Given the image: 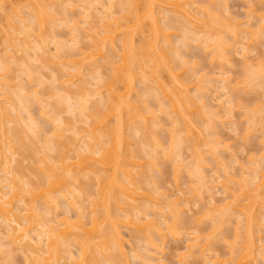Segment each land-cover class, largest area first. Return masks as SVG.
<instances>
[{"label": "bare ground", "instance_id": "6f19581e", "mask_svg": "<svg viewBox=\"0 0 264 264\" xmlns=\"http://www.w3.org/2000/svg\"><path fill=\"white\" fill-rule=\"evenodd\" d=\"M28 1H29V4L28 3L27 4L30 5L33 2V5L35 6L34 8L36 9L35 12H33V14L29 13V15L31 14L33 15V16H30L32 18L30 19V17H28V20H27L26 16H24L21 10L22 13H20V11L19 13L17 12L18 16L22 15L25 18L21 17V19L20 18L16 19V22L18 23L16 24L15 20L12 19L11 17L12 15L10 16L9 13H4V12H9L8 10L10 9L6 7H9L10 4L14 5L15 4L14 1H10V4L8 5L7 3L9 2V0H0V10L2 8L4 9L3 10L4 12L3 13L0 12V15L6 14V16L4 17H7V19L9 20V22L8 21L7 22H8V26L10 27V28H5L6 34L3 33L4 35L2 37L6 35V37L3 38V44L4 42H6V44L8 45L10 46L12 45V47L9 46L8 48H12V49L14 48V50H16L17 53L20 50L23 52V55L18 59L20 60V63H19L20 71L22 72V74L30 77L29 80L33 79L34 77H38L40 79L39 86L42 83L44 84V82L48 83L53 80L50 79V81L48 82L46 81L43 82L41 79L42 78L41 76H43L42 73L40 74V72L35 70L36 72H38L39 76L41 75L39 77L38 75L35 74V71L33 69L31 70L30 66H33V63L35 64L36 62L32 63L31 59H33L34 56H32L33 58H30L31 52L29 51L32 49L38 48L40 49V51L45 52L44 47L46 46L47 41L52 40L51 41L52 43L53 40L57 38L55 36L56 34H54L55 25H53V24H56L55 20L57 18H60V20L62 22H65L66 24L73 22V27L71 30L72 32H70L71 37L69 38V40L67 39L61 40V42L59 41L60 45H57V47L61 46L59 47L61 50H64V48L67 47L70 51L67 50L68 52H65L66 51L65 49V51H63L65 53L60 54V55L56 54L55 56L52 55L51 57L54 59L53 62H55L53 65L56 64L57 66L60 67V68L57 67V70L59 71L56 70V72L52 73V75L55 77L56 75H58L57 77L59 79H57V77L56 79L55 77L52 79L56 80V81H53L54 84L58 82L59 84L61 83L62 88L61 86L58 85L60 90L52 86L53 90H55L56 92L51 91L50 89H48L47 85L44 84L48 90L45 89V92L44 91L43 92L44 93L49 92L48 93L49 95H47L46 97H42L41 94H39L40 91L38 92V90L36 89L37 86L34 88V90L30 89V91H34L33 92L34 94H33V93L28 92L26 85H21L20 84L21 82L19 83L21 85V88L16 89L17 86H12L13 83L12 85H10L11 82L9 83V81L5 82L7 85H4L5 88L7 87V89H5L3 85L1 86L3 90H1L0 88L1 92H3L5 101L9 103L8 105L5 102L7 104L6 106L8 107L11 106L12 108L10 109V108H7L5 105H3L2 102L4 101H3V98L1 97L2 100L0 99V130L2 131V133L4 132V135H5V143H4L5 151L0 150V173L7 174L9 176L11 175L10 176L11 178H4V179L0 178V219H3V221H7L4 223H7L6 225L8 226L7 227L8 229L6 232L8 235L6 234V236H4L3 233H0V248L7 243L9 244L8 241H11L14 247L17 246L19 247V249H21L22 251L25 250L26 252L31 251V253L29 252L28 253L30 257L32 255L33 261L36 262L37 264H62L60 260L66 259L64 258L66 256L70 258L69 255L74 257L73 260L72 258L70 259L72 263L71 261H69L71 264H116L117 262H119L118 264H130L129 259H133V258H131L132 256H130L132 254H130L129 255L130 258H128L127 249L125 248L126 246L125 242H127L128 240L126 241V238H125L126 236L123 232V228H121V225H123L122 227L128 226V227L135 228L134 229L136 230L135 232L133 230L131 231L132 241L135 240L136 243L138 241H141L139 243H142V245L146 243L145 248L147 247V249L144 248L145 250H147L146 253L144 252L146 255H142L145 258H142L141 256H139V253L135 251L138 257L143 259V260L140 259L142 263L145 264L144 261L151 262L148 259L151 258L150 260H152V257L153 256L155 257L157 253L158 254L160 253V255L155 257L154 260L155 261L163 260L160 258V256H161V253L164 252L163 248L165 247V243L167 241L168 235H173V237L177 236L176 234L179 232V230L178 229L176 230L177 228L176 225L178 224V222L180 223V221H182L183 217H181V215L183 214L184 210L177 209L176 207L172 208L173 205L172 206L170 205L172 203H169L168 201L163 200L165 202L164 204L162 202V199L160 200L162 194L159 193V191L156 193L158 189L157 186H156V189H155V186H153L154 189L151 187L152 176L150 175V171L148 170L144 173L145 170L142 169L143 168L142 166L146 164L144 163L143 165V160H145V158L148 159V157L149 158L151 157L149 159L150 165L152 167L156 166L157 162L155 159H159V157H157L159 156V153H158L159 149H161V152L164 153L165 155L164 158L166 157L167 159H172V157L174 156V159L175 157H177L180 160L182 156L181 148L183 147L184 143L186 144L188 143L184 140L185 138L186 140L189 139L187 141L191 143L190 144L188 143L187 145L191 146L189 147V150L190 148L192 149V147L194 148L192 151V154L195 153L193 156V158L195 159L194 161H196L195 164L198 161L200 162L202 161L201 162L202 164L199 162V165H197L198 167L196 166L197 168L194 167L195 166L194 164H193L194 166L191 167V170H188L187 168L189 167L187 166H186L187 168H185L187 169L186 170L187 172L191 173V175L189 174L188 175L192 179L198 178L196 179L198 180L197 183L203 185V186H199V184H195V185L192 184L194 186H191V187H195L193 189L191 188L193 190L192 192L196 191L198 193V190L200 188L196 189V187H201V189H205L206 193L208 194L210 193L209 195H211L214 187H212L213 185H210V184L220 182L219 181L221 179L220 170L223 169L225 171L224 168L226 167L220 165V162L218 161L221 158V157L219 158L220 155H217V157H215L216 154L214 155L215 153L214 151H219L220 146H216L217 149L213 148L215 147L216 144L214 145L212 143L213 145L211 146L213 149H211L210 143H208L209 144L208 145L206 144L207 143L206 142L205 145L208 146V149L214 150V151H211V150L209 151L213 152L212 157L215 158L214 160H217L216 162L217 166L213 168L214 169L213 172L217 178L213 180V178H211L210 175L206 176L202 172L201 167L203 166V163L205 162V160L203 161V154L200 153V151L202 150H199V149H201L202 147L200 148V146H203L204 144L202 145L200 143L201 140L198 142L199 139H197V136H196V139L189 138V137L192 133L195 132V129H197L199 132L197 134L200 135L202 138V135L200 133L202 129H204V131L208 130V128H206L208 127V125L206 127L205 125H203L204 119L200 120L202 118L200 116L202 115L199 116L200 118L197 117V115L199 114L198 110L200 111V109L196 110L195 109L196 107L194 108V106H198L199 104L200 107L198 106V108H201L202 110L201 112H206V113L200 112V114H203V118L205 117L206 114L208 116V112H209L211 119L215 121L216 120L224 121L223 117L225 118L228 117L231 111H233V107H234V105H232L233 107L229 105V104H232V101L234 104V100L232 99L231 101L230 97H228L230 100L227 99L225 102L223 99H220L219 103L222 104V107L225 108L224 104H228L227 109H224V108L222 109L221 107V110H219L220 112L222 110H225L226 112L224 114H226L228 111V115L226 114V115L221 116V114L224 111H222L220 114H219L218 109H215V111L213 109L212 111L211 109L212 107L208 105L207 101L206 102L204 101V97H201L202 99L199 98L201 94L196 93V91L198 92L201 91L202 86L200 85V83L198 85L195 84L194 87L189 86V83L191 81L189 82L188 80L190 79L188 78L190 77L185 75L186 79H183L185 78L184 74H183L184 77L181 76L180 74L181 71H179L178 68L183 66L185 63L187 64H185L184 66H186L185 68H187L188 62L187 61L185 62L184 57H182V55L179 56L180 54H178L179 53L178 50L180 48L178 46L177 47L175 46L176 50L173 49L172 42L170 40V38H172L173 36L172 37L170 36L173 35V32L177 30L178 27L180 28L183 27L181 28L182 31L180 32L182 34V35L180 34L182 37L181 38L182 41L178 40V42H183L184 46L186 45L188 48L187 41H188V38L190 37L188 33L195 31L194 33H191V34L196 35V36L193 35L194 37L193 40L197 41L196 43H199L198 46L202 44L203 46L201 48H204L205 51L211 50L212 53L210 57H212L213 59H222L221 62L225 61L227 62V64H229L232 61V59H231L230 54L228 53L233 48L237 50L236 47L238 46L236 45L238 44V40L236 37H239L240 34L244 32L243 30L241 31L239 28V26H241V22L240 23L237 22L238 23L237 28L233 25V23L237 21L236 18H234V22L232 23V25L228 24L230 23L229 18H228L230 14L228 12L229 15L227 13H225L224 15L223 12H220L218 8H214L216 7L217 1H215L216 4L215 3L212 4L213 6L215 5L214 7H212L213 10H211L210 6L205 7V9L203 8L204 10H206L205 12H207L206 18H195V20H191L189 17L192 16L191 14L192 10L196 11L195 10L196 7L194 8L195 6L194 4L196 3L195 2L196 0L195 1L194 0H187V1L183 0L182 3L185 2L183 4H181V0H177L172 3L175 5V8H176L173 10H170V8H168L169 5L166 4L167 3L166 1L168 0H165L166 2L164 3L165 5H163V2H159L163 6L162 5H161L162 7L158 6L160 8L157 9V11H156V7L153 6L156 3V1L154 0H147L145 2H142L143 0L142 1L141 0H114L116 4L113 3L112 0H107V1H104V3L107 2L105 3L104 7L102 5L104 4L102 3V0H87L84 3L89 2L90 5L89 4L88 5L90 7L96 6L95 4H92L94 3V1L96 4L98 2V4H100L103 9L105 8V12L106 11L111 12V9H113L114 6L120 5L121 9L118 8L120 11L119 15L120 14L122 15L121 18L118 17L120 20L116 18L117 16L116 17L114 16L115 18L113 17L112 19L113 22H112V20H110L112 18L111 14H106L109 12H106V13L104 12L107 15V17H105L107 18L106 20L110 21V22H107V21L103 22L105 18L99 16L101 17V19H104L102 21L103 23L105 24L109 23L106 26L105 24L102 23L103 27L102 26L101 27L104 29L99 28V27H97L98 29H96L94 26H97V25H95L94 23L93 25L87 20H85V22L82 21L85 24H87L86 22H89V24L93 26L92 28H94V29L91 28L92 33L88 35L89 36L88 37L87 35H84V34H82L84 36L79 35V31L81 33V26H80L81 23L79 22L80 25H78V22H77L79 20H76V21H74V19L70 20L71 18L69 19V17H66L67 15L66 12L62 16V18L59 17V15L55 14V12L53 13V5L55 4L54 0H47L46 1L47 4L44 3L45 0H42L40 8L37 7V4H36L37 1L36 2L31 1V0H28ZM62 1L66 2L64 0ZM67 1L72 4L73 2L78 1V0H75V1L67 0ZM79 1H85V0H79ZM225 1L226 0H224V2L223 0L222 1L218 0V4L224 3L225 5L227 2ZM48 2L50 3V6ZM63 2L61 3L63 4ZM152 2H155V3H152ZM213 2L214 0L211 3ZM4 3H6L7 5H5ZM78 3L75 4L74 6L78 5ZM159 3H157L156 5H158ZM168 3H170V1ZM2 4H4L3 5L4 7H2ZM51 4H52V8H50ZM184 4H186L187 6H190L191 8L187 6L182 7V5ZM170 6L174 8V6L171 5V3H170ZM219 6H222V4ZM13 7L14 6L11 7L12 11L13 10L16 11L21 6L20 7L17 6L19 8H17L16 6L15 8ZM47 7L50 8L49 11L47 10ZM166 7L169 9L168 11L171 14H169L168 12V15L170 16L167 15V17L169 18L164 17V21H162L163 20L162 19L161 20L162 23H161L159 19L160 17L158 15L164 12L163 16H165L167 10H162V11H158V10H161V8L166 9ZM198 8H200V6ZM223 8L225 10L226 6ZM57 12L60 14L59 10L56 11V13ZM197 12L199 11H196V15L193 13L194 17L198 16ZM98 13L101 14L100 12ZM112 13L114 14V12ZM219 13L223 14L224 17H227L228 20H224V18L223 20H221L222 15H220ZM179 15L180 16L182 15V17H180L181 19L179 18ZM258 15H260L259 21H262V20L264 21V15L262 14H258ZM108 17L110 19H108ZM81 19L84 20L83 18ZM182 19L184 21L186 20L185 23L183 22V24L181 22L183 21ZM175 23H178L179 26H176ZM180 23L182 24V26L180 25ZM188 24H191L190 26L191 28L188 27L189 26ZM197 24H200V25H197ZM258 24H260V22ZM226 25L229 26L226 28L228 32L225 29L227 33H225V31L222 30V28H224V26ZM192 27L196 30H193ZM174 28L176 29L174 30ZM263 28H264V25H263ZM10 29L12 31H9ZM87 30H90V29H87ZM170 30L173 32H171ZM185 30H188V31L190 30V31L186 32ZM196 31H198L197 34H196ZM2 32L4 31L2 30ZM117 33L119 34L121 33L120 36H118ZM249 33L251 34V31H249ZM223 34L232 35V37L230 36V39L228 41L226 40L227 36L224 37ZM260 34H263V33L261 32ZM19 35H22V36H19ZM78 35L80 36V38L87 37L86 39H89L90 43L88 42L89 43L88 45L83 44L84 42H87L88 40L82 41ZM136 35H139L138 40L136 39L137 38ZM199 35H202V37ZM255 35L256 37H258V32L253 33L252 38ZM117 38L120 40L118 41ZM232 38L236 40L233 41ZM32 39L33 41H31ZM59 39H57V41ZM193 40L191 39V41ZM68 41H71L70 45L66 44ZM79 41L83 42V43L80 42L81 44L80 48H78ZM56 44H58V42H56ZM178 44H181V43H178ZM224 46L226 47V50L229 49V51H227L226 53H225ZM55 49H56V46H55ZM60 49L58 53L61 51ZM74 49H76L77 51ZM204 49H203V52H205ZM71 50L72 51L74 50L75 52L71 53ZM11 51L13 50L8 51L7 54H9L10 58L16 61L15 58L17 57V55H15L14 57L13 53H9ZM38 53L39 52H36L35 54L38 55ZM55 53H57V51ZM108 53H111L112 55L110 54L109 56H111V59L116 60V61L113 62L112 60H109ZM171 54H173V57L178 56V58H181L180 62H182L183 64L181 66L174 67L173 62L177 64H180V63L178 62L179 60L178 58H177L178 59L177 61H175V59H173L172 61ZM1 55H0V71L3 72V75L1 76L2 78L1 81L2 83H4L3 81L4 73L7 74L11 65L9 67L7 63H5V61H7L5 60V56H1ZM244 55H245L244 57L247 58L246 53H244ZM114 56L116 58H114ZM46 58L49 59V61L47 62L50 63V59H51L50 56ZM12 59L10 63L13 62ZM38 59L39 58L37 56V60L35 59L33 60L38 61ZM102 59L104 60L106 59V62L103 61L102 63ZM53 62L51 61V64ZM98 62L102 64L101 65L102 67L99 66L98 67L99 70L96 68L97 66L96 67L94 66V68L98 70L99 75H102L100 74V70L102 68H105L106 70H108V72L105 73L106 75L104 74L105 75L104 78L101 76L95 77L94 80L96 79V82L94 85L95 87H93L92 85L94 83L92 82L94 81L90 82L89 79L85 77L86 75L85 73L87 72H84L86 71L84 69L86 66H92L94 64L98 65ZM244 62L246 63V64L244 63L245 66L246 65L248 66L246 70L247 77L245 80L247 86L249 83L254 82L256 81L257 78H259L260 72L262 73V74L260 73L261 78L264 79L262 77L264 76V72H263L264 65H262L264 64L263 61L258 62V64L256 65V67L259 66V68L257 69L258 71H256V69L254 70L252 69L253 65L251 64V62L249 63L248 59L245 60ZM43 64L44 63H41L42 65L41 67L48 66V64L46 66H44ZM106 65H109V66L107 67ZM50 67H52V65H50ZM261 67H263V69ZM62 70H64L65 72H62ZM59 72H62V73L59 74ZM87 74H88L87 76L91 80L92 78L90 76L92 73L89 74L88 72ZM255 74H258V75L254 76ZM52 75L50 76L53 77ZM26 76L25 78H27ZM252 76L254 77L252 78L253 81H251ZM206 78L211 79L208 76H206ZM208 79H206V81L210 83V80ZM58 80H60L61 82ZM78 81L80 82L79 84H77ZM200 81L201 79L199 80V82ZM30 82L31 80L29 81V83ZM137 82H140L142 86L144 84L143 86L144 91H142V89L137 88L138 87L136 85ZM216 82H217V79H216ZM222 82H224L223 88L227 89L228 87V90H230L229 91L230 93L231 91H233L232 89L236 88L238 85V84L233 85L234 86L233 88L230 85L231 83H229L231 82V80L230 79L228 80L226 78H224ZM191 83L190 85H192ZM203 87L207 88V84L206 86H203ZM16 90H20L18 91L21 94L20 96L19 94L13 93ZM138 90H141L143 93L139 92ZM203 90H205V88L202 89V91ZM137 91L140 93V95L143 94L141 95L142 99H139L140 96L137 97V94H139ZM152 91L155 94H153ZM192 91H194L195 93ZM28 93H30L31 95ZM145 94H147V97L148 96L153 97L154 95H156L155 96L156 98L153 97L156 100L159 99L158 98L159 96L161 98L160 101L159 100L156 101L158 103L160 102L159 103L160 105L157 103L158 104L157 106H159V109H160L158 110L164 115L166 113V116L168 115L167 117L171 120L170 123H172L171 125L172 127L167 129L168 133L170 132L169 133L170 141H168V145H169L168 147L166 146L165 148L164 147L162 148L163 142L160 139H158L156 136L157 135L156 130H158V127L160 128L163 126L162 129H166V128L163 124H161V121L158 118H156L158 116L154 117V115L150 113V111L154 109L151 108L152 106L147 107L149 105L148 103H145L147 100V97L145 98ZM16 95L18 98L15 97ZM33 95L37 97L36 99L37 101L36 100L35 101L36 102L39 101V103H41V105L39 106V109L40 107L42 108L40 110V112L42 111V114H43L42 117H48V118L54 119L53 125L55 129L54 131H51V133L55 132V134L52 133L53 135H49L47 134L48 132L45 133L44 130H43L44 132L41 131L42 124L41 122L37 121L39 119L34 118L35 117V115H33L34 112L32 110L31 111L33 113L30 111L29 109L30 106L28 105L30 104L28 103L29 102L28 98L31 96L35 97ZM38 95L41 97H39ZM13 96L14 98H12ZM43 98H45L44 99L45 101H49L50 100L49 98L53 100L51 103H45ZM198 98H199V101L197 100ZM238 104H241V102ZM261 107L263 106L258 107L259 109H257L256 112L251 113L253 114L252 116H254V117L251 116L252 119H254L253 121L251 118L247 120L250 124L249 126L253 127V128L249 126L246 127L248 128L250 132L252 129H254V125L258 126V124H261L262 121L264 120L263 118L264 116H261L262 113L264 112V108L262 109ZM48 108L50 109L48 110ZM9 109L12 112H9ZM195 110L198 113H196ZM47 111L49 113H47ZM247 111L249 110L245 108L246 113H248ZM68 112H69L68 115L70 116H66L68 118H64L65 115L63 117V114H66ZM156 112H154L155 115L157 114ZM50 113L53 114L54 117L53 116L49 117ZM148 113H150V115L152 114L151 117H148L149 116ZM195 113H196V116L194 117ZM255 114H258L259 118H256L257 116ZM260 117L263 119L260 120L261 119ZM15 118H17L16 120H18L22 128L21 129L7 128L6 126L11 124L13 122L12 120H14ZM258 119L259 121H257ZM156 120H158L157 123H156ZM42 121L44 122V119ZM255 121H257V123H255ZM14 124L16 123L14 122ZM159 124H161V126H159ZM18 125L16 126L18 127ZM202 125L204 128L201 129ZM25 128H27L28 131ZM180 128H183L186 131L184 139L181 136L184 133L182 132L183 129L181 130ZM143 130L148 131V133L151 132L150 133L151 135L146 133L149 136V138L147 136V140H149L150 138H153V139H150L152 141L150 140L148 141L150 143L144 142L145 141L144 138H146V136L143 133ZM68 132L71 135H73V137L67 140H63V137L66 135V133L69 135ZM250 132L247 134H250ZM29 133L30 134L32 133L33 136L35 137V140H36L35 143L39 142L37 145L41 144L39 145V147L41 148L40 150L43 151V156L39 158L38 162H37V159L35 162H33L35 164L34 166L35 167L37 166L36 167L37 171L36 172L34 170L32 171H34L33 173H35V175H37L38 178H36L35 175H32L35 177V179L28 177L29 180H27L26 178H24L25 175L22 173L23 172L22 170H24V173H25V170L28 169V168L27 169L25 168L26 165H24L25 161L23 162V160L25 159L23 157V154L28 155V157H33V155L30 153L31 148H28L30 147L29 144H31V142L29 143L28 141H33L32 139L31 140L27 139L26 134H29ZM40 133L41 134L44 133L46 136H41ZM139 134L140 136L144 135L143 138H140ZM194 134L197 135L196 133ZM68 135H66V138H69ZM208 135L205 136V138H208ZM50 136L52 137L50 138ZM133 138L138 140V143H137L138 145L135 144V146H137L136 149H131V147L135 148V146H131V143H132L131 141L133 140ZM154 138L156 139V141ZM202 139L204 140V138ZM209 139L210 138H208V140ZM193 140H196V141H193ZM213 141H216L215 143L217 142L221 143L220 140L217 141V139ZM154 143L160 146L161 148L160 147L156 148V145ZM218 143L217 145H219ZM0 144H3V143H0ZM149 144L152 146L150 147ZM149 147H150V150L148 149ZM153 147L155 148V150ZM83 150H84V153H82ZM194 151H196L197 153ZM28 152L32 156L28 154ZM50 153H53V154H50ZM71 153H74L73 155H75L74 156L75 158L73 157ZM83 154L87 155L86 158L82 157V158H85L86 161H84L85 159H83L82 162L84 161V163H80L81 160L80 162H78L79 160L78 159L76 160V157L79 158V155H83ZM3 155H5V158H1L3 157ZM195 155L196 156L198 155L197 156L198 158ZM174 159L172 160L176 162L177 159L176 160ZM263 159H264V156L263 158L261 157V160ZM152 160H154L156 163ZM70 161H73V162H70ZM263 161L262 163L264 164ZM29 162L31 163L30 160ZM180 162L178 161V163ZM36 163L38 165H36ZM87 163H91V164H87ZM183 165H185L184 161H183ZM261 166H262L261 170H264L263 169L264 166L263 165ZM10 168H13L12 170L14 172ZM178 168H180V166L176 167V169ZM244 168L245 169L243 170H248V171H246L247 173L245 172L241 173V176H240L241 178H239L240 180L235 179V178H230L233 181L235 179L234 184H236L237 187L238 186L239 187H238V190L231 192L232 199L225 204L226 207L228 206L227 209L229 210L228 211L223 210V213L220 214V215L222 214L223 215L218 217L220 219L226 218L225 220H227L228 218V222H229L231 220V218L229 217H233L232 214H234L233 212L236 211L237 214L239 213L238 216H241L243 218L240 221L238 220V222L240 223V224L238 223V225L240 226L236 227L235 240L234 242H232V244L230 243L232 247L235 246L234 247L235 249L232 248L234 250L229 251L230 252L229 255L230 254L231 255L225 259L219 257L220 256L219 254H217L218 255L217 257V255L214 253H213L214 254L213 256L210 253L212 257L207 256L205 252L210 251L209 250L210 248H208L209 247L207 246L208 244L204 245L205 243L203 244L202 241H200L199 236L198 237L191 236V237H194L190 239L192 243H190L189 238H188V242L186 241L187 243L186 251L188 250L190 252L194 251L195 253L199 255V257L202 256L201 257L202 259L205 258L206 259L204 261L205 264H257V257L259 255L258 253L260 252L259 250L262 249L263 251L264 249V246H263L264 244H261L262 246L261 247L259 246V248L257 246L259 244V240H260V243L262 241L260 238L261 237L260 231L262 230V229L260 230V225H262L263 223L260 220L261 218L263 219L264 217L263 215L264 213L263 212L264 211L263 209L264 208V173L263 172L261 173L260 166L254 167V168L252 167L250 169L246 167ZM250 172L254 174L252 175ZM146 173L150 175L149 177L150 179L148 178ZM84 176H87V178L86 177L82 178ZM89 177H91V179L94 180L93 182L91 181V183L93 184L92 185L93 187L94 185H97V187L99 186V189L96 192L97 198L93 197L94 200H92V205L90 204L91 202H89V205L94 206V209L90 211L89 213V214L92 213L90 217H88V214L85 215L83 211V209L90 210L89 208H86V205L85 206L83 205L84 202L86 201L82 197H80L83 200V203H82L80 202L82 200L79 199V197H78L79 200L76 198L77 191L75 189V185L78 183L80 184V187L77 186L79 188L77 189L80 190V192L81 191L83 193L86 192V190H84L83 188L84 187L90 188L91 183L88 182V184L90 183L88 185L87 183H84L85 181L81 182V180H88V179L91 180ZM209 178L210 180H208ZM146 181L148 182L145 183L146 184L145 189L143 190V186H140V185H142L141 184L142 182H146ZM4 182H6V185L4 184ZM149 182L151 183L149 184ZM203 182L204 183L208 182L209 185L204 184ZM81 183L83 185L84 184L86 185L82 187ZM221 185L224 188V191L230 189L226 181L221 182ZM207 187H209L210 189ZM3 188H6L7 191H4ZM65 189L67 190L64 191ZM81 189H83L84 191ZM141 189L145 191L146 193L143 192ZM146 189L147 190L150 189V191L152 190L151 191L152 196L150 195L151 194L150 191L147 192ZM208 190H210V192ZM138 191H141V192H138ZM65 193L69 194L70 196L67 195V197H64L66 195ZM94 193H95L94 191L88 192L89 194L88 196L89 197L96 196V194ZM155 194H158V195L156 196ZM164 194L165 193H163V195ZM212 195H215V193H212ZM60 196H62V198L64 197L65 203H67L65 204V207L66 206L68 207L65 212H62L63 215L65 214L64 216H62L63 218L60 217L61 218L60 220L64 224V226L59 224L61 225L60 228L62 226L64 227V229L61 228V230L59 229L58 226H56L57 224H54L55 222L56 223L60 222V220L58 222L54 220V219H59L57 217L58 215L55 216L56 213L54 212L55 210L56 211L59 210L60 206L62 205L61 204L62 202L60 203V200H61ZM79 196H82V195H79ZM83 196L85 197L87 195L84 194ZM166 196L165 198H168V196L167 197ZM199 196L200 195H198V197ZM7 197H9L10 199H8ZM89 197H86V198H89ZM137 197H140V198L142 197L143 199L147 200V202L143 203L142 201H145V200H141L142 202L141 203L139 202V199ZM154 197L156 200L154 199ZM157 197H159V199H157ZM213 197L214 196H211V198ZM98 198L100 200H97ZM15 200L19 202V205L15 206L17 204L16 202H13ZM175 202L176 200L174 201V204H177ZM13 203H15V205ZM160 203H163V204H160ZM14 206L16 207L15 209L17 211H15ZM162 206H164L165 209L166 207L167 208L169 207L170 208V209L168 208L169 213L164 212L165 209L163 211ZM259 208L263 209V211L260 210ZM72 209L79 211L78 215H77L78 211L75 214L77 217L76 216L72 217V218H78L77 221H74L76 219H73L74 223L71 222L70 220L72 219L70 218L71 216L68 217L69 215L68 213L69 211H72ZM80 210L82 212H80ZM88 210L87 212H89ZM118 211H123V213L125 212L126 214L124 215L122 213H119ZM148 211H151L152 214H149ZM181 211H182V214H180ZM100 212L102 214H100ZM259 213L262 215L260 216ZM47 214H48V217H50V219L52 218L54 219L53 220L46 219L47 223H45V221L43 220H45L44 218H46ZM165 214H169V215L166 216ZM159 215L162 216V218L159 217L160 220H158ZM83 216L88 217L87 219L89 218H92V219H90L91 221H88ZM11 217H13L12 220H11ZM168 217L171 219H168ZM161 219L163 220V222H161ZM84 220H87L89 224L85 222ZM225 220L223 221L220 220V221L225 223ZM158 221H160L162 225H166V226L163 227L161 223H159ZM0 223H3V222H0ZM14 223H16L18 226L15 225ZM102 223L104 226L101 225ZM88 225H91V228L90 226L87 227ZM99 225L102 228H100ZM70 226L72 227V229H69ZM93 226L95 230L93 229ZM262 226L264 227V225ZM165 228L167 229L164 230ZM167 230L169 231L170 234L166 235L164 231L167 232ZM154 233L157 234L158 237L154 236ZM242 233H243V237H241V239L243 241L240 242L241 240H239L240 239L239 237H240V234ZM7 238H11V239H7ZM129 240H131V238ZM3 241H6V243L4 244ZM199 242L202 244H200ZM75 245L79 246L80 248V252L79 250H78V253L76 252L78 254L77 258L74 256V254L72 255L73 253L72 246H75ZM136 245L139 246V244H136ZM198 245L203 246V248L200 247L199 249ZM150 249H153L154 251ZM207 249L208 251H206ZM148 250L154 253H151ZM197 250H199V252ZM189 251L185 252L184 254L182 253L183 255L181 253L177 255L178 256L177 259H179L177 261H179L180 264L181 263L185 264L184 263L185 259L183 258L184 257L186 258L191 254L189 253ZM79 254H80V257H79ZM261 255L263 256L264 253H262ZM181 256L182 257L184 256V257L180 258ZM100 257H101L102 262H105V263H102L100 261ZM138 257L136 256V258ZM219 258H221L222 260H220ZM69 262L68 264H70ZM163 263L165 262L163 261Z\"/></svg>", "mask_w": 264, "mask_h": 264}, {"label": "rangeland", "instance_id": "374dc122", "mask_svg": "<svg viewBox=\"0 0 264 264\" xmlns=\"http://www.w3.org/2000/svg\"><path fill=\"white\" fill-rule=\"evenodd\" d=\"M10 1H14V5H12V4H10ZM31 1H37V7H39L40 8V6H41V1L42 0H31ZM30 1V2H31ZM47 0H45V2L44 3H46L47 4V2H46ZM55 2V4L53 5V13L55 12V14H57V15H59V17H61L62 18V16L64 15V13L66 12V17H69V19L70 20H73L74 19V21H76V20H79V21H77L78 22V25H80L79 24V22L81 23V33H80V31H79V35L80 36H84V35H90L91 33H92V29H94V28H92L93 26H91V24H95V25H97V26H94L96 29H98L97 27H99V28H102L103 26H102V23L103 22H106L107 20V18H105V17H107V15L106 14H111V16H112V18L110 19L109 17H108V19H110V20H112L113 19V17L115 16H117L116 18H118V17H120L121 18V14L119 15V13H120V11H119V9L118 8H120L121 9V6L120 5H116V6H114L113 7V9H111V12L110 11H106V12H109V13H106L105 12V8L103 9L102 8V6L100 5V4H98V2H97V4L95 3V1H94V3H92V4H95L96 6L94 7V6H92V7H90L89 5V2L88 3H84V2H86L87 0H85V1H75V0H72V1H75V2H73L72 4L71 3H69L67 0H64V1H66V2H63L62 0H54ZM58 3H57V2ZM59 1H61V2H63V4L61 3V2H59ZM70 1V0H69ZM104 1H107V0H102V3H104ZM113 1V3H115V1L114 0H112ZM142 1V0H141ZM145 1H147V0H143L142 2H145ZM154 1H156V3L155 2H152V3H155V5H153L154 7H156V11H157V9H159L160 7H162L163 5H165L164 3H166V4H168L169 6H170V3H171V5H173L174 6V8L172 7V6H168V8H170V10H173V9H176L175 8V5L174 4H172L173 2H175V1H177V0H168V1H166L165 2V0H158V2H157V0H154ZM170 1V3H168ZM182 1L183 0H181V4H183V3H185V2H183L182 3ZM184 1H187V0H184ZM195 1V0H194ZM213 0H196L195 2V6H194V8L196 7V11H199V12H197V14H198V16H196V17H194V15H193V13L196 15V11H194V10H192V16H190L189 18L191 19V20H195V18H206L207 16H206V14H207V12H205L206 10H204L205 9V7H208V6H210L211 7V10H213V8L212 7H214L212 4H214L215 3V1H217V4H216V7H214V8H218L219 9V11L220 12H223V14L225 15V13H227L228 14V12H229V16H228V18H229V22L230 23H228V24H231L232 25V23L234 22V18H236L237 19V21L236 22H234L233 23V25L237 28V25H238V23L237 22H241V26H239V28H240V30L242 31H244V32H242L241 34H240V36L239 37H236L237 38V40H238V44L236 45V46H238V47H236L237 48V50H235V48H233L232 50H230L229 51V49L228 50H226V47L225 46H227V45H225L224 46V49H225V53L227 52V51H229V53L228 54H230V56H231V59H232V63L230 62L229 64H227V62H225V61H222L221 62V60L222 59H213L212 57H210L211 56V50H209V49H207V50H209V51H205V49L204 48H201L203 45L202 44H200V46H198V44L199 43H196L197 41H195V40H193L194 39V37H193V35L194 34H191V33H194L195 31H193V32H191V33H188L189 34V36L191 37H189L188 38V36H187V38H188V48H187V46L185 45L184 46V43L183 42H178V40L179 41H182V37H181V28H183V27H178L177 28V30H175L176 28H174V32L173 31H171V32H173V35H171L170 37H172V38H170V40H171V42H172V47H173V49H175L176 50V48H175V46L177 47H179L180 49L178 50L179 51V53L178 54H180L179 56H181L182 55V57H184V60H185V62L187 61L188 62V65H187V68H185L186 66H184L185 64H187V63H185L183 66H181L183 63L182 62H180V60H181V58H178V56H176V57H173V54H171L172 55V61H173V59H175V61H177L178 59V62L180 63V64H177V63H175V62H173L174 64H173V66L175 67V66H181L180 68H178L179 69V71H181L180 72V74H181V76H183V74H184V76L186 75V76H188V77H190V78H188V79H190V80H188L192 85H190V83H189V86H195V84H199L200 83V85L202 86V89H204L205 88V90H203L202 91V89H201V91H196V93H199V94H201L200 96H199V98H201V97H204V101L206 102L207 101V103H208V105L209 106H211L212 108V111H213V109H214V111H215V109H218V111L219 110H221V107H222V104L221 103H219V101H220V99H223L224 100V102L228 99V100H230L231 99V101H232V99L234 100V104H233V101H232V104H229L230 106H232V105H234V107H233V111H231V113L229 114V116L228 117H223V119H224V121L222 120V121H219V120H212L211 119V117H210V113L208 112V116H207V114L205 115V117L203 118V114H200V112L202 111L201 110V108H198V106H199V104H198V106H194V108L196 109V110H198V109H200V111L198 110V112H199V114L197 115V117H199L200 115H202V116H200V117H202L200 120H202V119H204V123H203V125H205V127L208 125V127H206V128H208V130H205L204 131V129H202V128H204L203 127V125H202V127H201V129H202V131H201V135H202V138H204V140L201 138V136L200 135H198L197 133H199L198 132V130L197 129H195V132L194 133H196L197 135H195L194 133H192L191 135H190V137L189 138H195L196 139V136H197V139H199L198 140V142L200 141V143L203 145V146H200V148L201 149H199V150H202V151H200V153L201 154H203V161L205 160V162L203 163V166L201 167V170H202V172L206 175V176H209L210 175V177L211 178H213V180L214 179H216L217 177H216V175L214 174V172H213V168H215L216 166H217V160H214L215 158H213L212 157V154H213V152H211V151H214V150H211V149H213V148H216V146H220V150L219 151H214L215 153H214V155H215V157H217V155H220L219 156V162H220V165H222V166H224V167H226V168H224L225 169V171L223 170V169H221L220 170V174H221V179L219 180L220 182H216V183H213V184H210V185H213L212 187H214L213 188V190H212V193H215V195H212V193H211V195H209L208 193H206V190L205 189H201V187H196V189L197 188H200L199 190H198V193L195 191V192H192L193 190V188H195V187H191V186H194L195 184H199V183H197V181L198 180H196V179H198V178H194V179H192L189 175H191V173H189V172H187L186 170L188 169V170H191V167H193L194 165V167L195 168H197L198 166L197 165H199V162L200 161H198L196 164H195V162L196 161H194L195 159L193 158V156H194V154L195 153H193L192 154V151H193V147H192V149L190 148V150H189V147H191L190 145L188 146L187 144L189 143V141H187V140H189V139H187L186 140V138H185V130L183 129V128H180L181 130L183 129V131L182 132H184L181 136H182V138L184 139L185 138V140L184 141H186V142H188L187 144L186 143H184V145H183V147L181 148V154H182V156H181V158H180V160L177 158V157H175V159H174V156L172 157V159H174V160H176L177 159V163L176 162H174L172 159H167L166 157L164 158V153H162L161 152V149H157L159 152V156H157V157H159V159H155L156 160V162H157V165L156 166H154V167H152L151 165H150V163H149V159L151 158H149L148 157V159L147 158H145V160H143V165H144V163H146L144 166H142L141 168L143 169V170H145L144 171V173L146 172V171H150V175L152 176V180H151V182H149V184L151 183V187L154 189V187L153 186H155V189H156V186H157V191H156V193L159 191V193H161L162 194V196H161V198H160V200L162 199V202L165 204V202L163 201V200H165V201H168L169 203H172V204H170L171 206H172V208H174V207H176L177 209H183L184 210V212H183V214H182V211H181V213L180 214H182L181 215V217H183L182 218V221H180V223L178 222V224L176 225L177 226V228H176V230L178 229L179 230V232L176 234L177 236H175V237H173V235H168V238H167V236H166V238H167V241H166V243H165V247L163 248L164 250V252L163 253H161V256H160V258L161 259H163V260H154L155 259V257H157V256H159L160 255V253L158 254L157 253V255L154 257H152V260H150L151 258H149L148 260L149 261H151V262H148V261H144L145 262V264H146V262H147V264H180V262L179 261H177V260H179V259H177L178 258V254H184L185 252H188V251H186V249H187V247H186V245H187V243H186V241L188 242V238H189V240L191 239V238H194L195 236H199V238H200V241H202V243L204 244V245H206V244H208L207 246H209L208 248H210L209 250L210 251H208V249L206 250V251H208V252H205V254H207V256H209V257H212L214 254H219L220 256L219 257H221V258H223V259H225V258H228L230 255H229V251L230 250H234L235 248V246H231V244H232V242H234V240H235V229H236V227L237 226H240V225H238V220L240 221V220H242L243 218L241 217V216H238V214H237V212L235 211V212H233L234 214H232L233 215V217H229V218H231V220L228 222V218H227V220H225L226 218H224V219H220V218H218V217H220V216H222V215H220L221 213H223V210L224 211H228L229 209H227V207L225 206V204L228 202V201H230L232 198V196H231V192H233V191H235V190H238V187H237V185L236 184H234V181H235V179H239V178H241L240 176H241V173H247L246 171H248V170H243V169H245L244 167H246V168H248V169H250V168H254V167H258V166H260L261 168H260V171H261V173L263 172L264 173V170H261L262 169V166L261 165H263L264 166V164L262 163V161L264 160H261V157L263 158V156H264V126H262V125H264V120L262 121V123L261 124H258V126H256V125H254V129H252L251 130V132L248 130V128H246V127H248L250 124H249V122L247 121V120H249V118H251L252 119V117H254V116H252L253 114H251V113H254V112H256V110L257 109H259L258 107H260V106H263V107H261L262 109L264 108V79H262L261 78V74L259 73V72H257V73H259V78H257L256 79V81H254V82H251V83H249L248 84V86L246 85V77H247V72H246V70H247V68H248V66L246 67L245 66V60H247L248 59V61H249V63L251 62V64L253 65V70L254 69H256V71H258L257 69L259 68V66L258 67H256V65L258 64V62H260V61H263L264 62V28H263V25H264V21L262 22V21H259V17H260V15H258V14H262V15H264V0H226L225 2H226V4L224 5V3H219L218 4V0H214V2L213 3H211ZM220 1H222V0H220ZM79 2V3H78ZM110 2V1H109ZM159 2H163V5L162 4H160ZM180 2V1H179ZM223 2H224V0H223ZM29 4V1L28 0H9V2L7 3L8 5L10 4V5H12V6H14L13 8H15V6L17 7V6H21L20 8L19 7H17V8H19L18 10H13L12 11V9H11V7L12 6H10L9 5V7H6V8H8V9H10V10H8L9 12H4L3 10V8L0 10V12H4V13H9L10 14V16L12 17V19H14L15 20V23L16 24H18L17 22H16V19H21V17H23L22 15H19L18 16V13H19V11H20V13H22L23 12V14H24V16H26V18H27V20H28V17H30V16H33L32 14H33V12H35V6L33 5V2H32V4H30V5H32V6H30V5H28ZM49 3V2H48ZM78 3V5H76V6H74L75 4H77ZM101 3V2H100ZM101 3V4H102ZM105 3H107V2H105ZM105 3L104 4H102L103 5V7L105 6ZM157 3H159L158 5H156ZM5 5H7L6 3H4ZM4 4H2V7H4L3 5ZM26 4H27V6H26ZM71 4V5H70ZM89 4V5H88ZM116 4V3H115ZM144 4V3H143ZM222 4V6H219V5H221ZM162 5V6H161ZM196 5H198V6H196ZM48 6V5H47ZM49 6H50V3H49ZM48 6V7H49ZM61 6H63V7H61ZM158 6H160V7H158ZM183 6H187L186 4H184V5H182V7ZM200 6V8H198ZM226 6V8H225V10H224V8L223 7H225ZM30 7H32V8H30ZM47 7V10L49 11V9L50 8H52V4H51V7L50 8H48ZM109 7V6H108ZM187 7H189V8H191L190 6H187ZM193 7V6H192ZM167 7H166V9H162L161 8V10H158V11H162V10H167V12H166V14H165V16H163V14H164V12L162 13V14H159L158 16L160 17L159 19H160V22L162 23V21H164V17L166 18L167 17V15H168V9ZM193 8V9H194ZM202 8V9H201ZM204 8V9H203ZM59 10V12H60V14L57 12L56 13V11H58ZM98 9V10H97ZM200 9V10H199ZM208 9H210V8H208ZM7 10V9H6ZM21 10H22V12H21ZM97 10V11H96ZM113 10V11H112ZM204 10V11H203ZM215 10H217V9H215ZM226 10H227V12H226ZM194 11V12H193ZM18 12V13H17ZM98 12H100L101 14H99ZM106 14H105V13ZM112 12H114V14L112 13ZM203 12H204V14H203ZM29 13H32L31 15H29ZM16 14V15H15ZM169 14H171L170 12H169ZM220 14V13H219ZM223 14H220V15H222V18H221V20H223V18H224V20H228L227 19V17H224L223 16ZM103 15H105V16H103ZM200 15H202V16H200ZM4 16H6V14H2V15H0V55H1V53H2V55L1 56H5V60H7V61H5V63H7V65L10 67V65H11V67L9 68V70H8V72H7V74L6 73H4V79H3V81H4V83H2V81H1V76L3 75V72H1L0 71V88H1V90H3L2 89V85L4 86V85H7L5 82H8L9 81V83H10V85H12V83H13V85L12 86H17L16 87V89L17 88H21V85H26V87H27V90H28V92H30V93H33L34 91H30V89L31 90H34V88L36 87V89L38 90V92H39V94H41V96L42 97H46L47 95H49L48 93L49 92H46V93H44L45 92V89L46 90H48V89H50L51 91H55V90H53V88H52V86H54L55 88H58V90H60V88H59V86H61V83L59 84V82L58 83H56V84H54L53 83V81H56V80H54V79H52V78H54L55 76H53L52 75V73L53 72H56V70H57V67H59V66H57L56 64V66L55 65H53L55 62H53L54 61V59L53 58H51L52 57V55L53 56H55L56 54H58V55H60V54H63V53H65V52H68V51H70L67 47L66 48H64V50H61L59 47H61V46H59V47H57V45H60L59 44V41L61 42V40H69V38L71 37V33L70 32H72L71 30H72V27H73V22H70V23H65V22H62L61 20H60V18H57V16H56V20H55V23L56 24H53V25H55L54 26V28H55V31H54V34H56L55 36L57 37L55 40H53V42L51 43V41L52 40H48L47 41V43H46V46L44 47V50H45V52H43V51H40V49H38V48H35V49H32V50H30L29 52H31L30 53V58H33L32 56H34V58L33 59H35V60H37V56H38V61H35V60H33V59H31L32 60V63L33 62H36L35 64L33 63V66H34V68H33V66H30V68H31V70L33 69L34 71L35 70H37L38 72H40V74L42 73V75L44 76V78H43V76H41L42 78V81L44 82V81H46V82H48V81H50V79L51 80H53V81H51V82H48V83H45L44 82V84L45 85H47V87H48V89H47V87L42 83V84H40V86H39V81H40V79L38 78V77H34L33 79H30L31 80V82L29 83V78L30 77H28V76H26V75H24V74H22V72L20 71V68H19V63H20V60H18L22 55H23V52L20 50V51H18V53L16 52V50H14V48L12 49V48H8L10 45H8V44H6V42H4V44H3V38L4 37H6V35L4 36V37H2L4 34L3 33H5L6 34V30H5V28H10L9 26H8V22H9V20L7 19V17H4ZM8 16V15H7ZM80 16V17H79ZM82 16H84V17H82ZM99 16H101V17H104L105 18V20L104 19H101V17H99ZM110 16V15H109ZM168 16H170V15H168ZM89 17V18H88ZM114 17V18H115ZM180 17H182V15L180 16L179 15V18ZM221 17V16H220ZM231 17V18H230ZM23 18H25V17H23ZM32 17H30V19H31ZM81 18H83L84 20H82ZM167 18H169V17H167ZM178 18V17H177ZM163 19V20H162ZM181 19V18H180ZM183 19H185V18H183ZM182 19V20H183ZM58 20V21H57ZM85 20H87V21H89L91 24H89V22H86L87 24H85V23H83V22H85ZM104 20V21H103ZM118 20H120L119 18H118ZM162 20V21H161ZM179 20V19H178ZM8 21V22H7ZM13 21V20H12ZM54 21V20H53ZM83 21V22H82ZM103 21V22H102ZM186 21V20H185ZM185 21L183 20V21H181L182 22V24H183V22L185 23ZM7 22V23H6ZM101 22V23H100ZM107 22H110V21H107ZM112 22H113V20H112ZM260 22V24H258ZM100 23V24H99ZM225 23H226V21H225ZM235 23H237V24H235ZM1 24H3V25H1ZM93 24V25H94ZM103 24H105V23H103ZM109 24V23H108ZM107 23L105 24V26L106 25H108ZM163 24H164V22H163ZM176 24V26H179V24L178 23H175ZM182 24L180 23V25L182 26ZM224 24V23H223ZM222 24V25H223ZM186 25H187V23H186ZM189 26L188 27H190L191 26V24H188ZM197 25H200V24H197ZM102 26V27H101ZM104 26V27H105ZM202 26V25H201ZM3 27V28H2ZM84 27H86V28H84ZM87 27H89V28H87ZM221 27H223V26H221ZM227 27H229V26H224V28H222V30H224L225 31V33H227L228 32V30L226 29ZM231 27V26H230ZM2 28V29H1ZM92 28V29H91ZM191 28V27H190ZM220 28V27H219ZM87 29H90V30H87ZM102 29H104V28H102ZM179 29V30H178ZM192 29L193 30H196V29H194L193 27H192ZM227 30V32H226V30ZM260 29V30H259ZM2 30L4 31V32H2ZM197 30H199V29H197ZM9 31H12L11 29L9 30ZM93 31H95V30H93ZM186 32H189L188 30H185ZM184 31V32H185ZM192 31V30H191ZM249 31H251V34L249 33ZM263 33V34H260L261 32ZM178 32V33H177ZM183 32V33H184ZM199 32H201V31H199ZM255 32H258V37H256V35L252 38V34L253 33H255ZM123 33V32H122ZM198 33V31H196V34ZM82 34H84V35H82ZM118 34V36H120V34L119 33H117ZM125 34V33H124ZM181 34V35H180ZM187 34V33H186ZM201 34V33H200ZM58 35V36H57ZM72 35H74V34H72ZM78 35V36H79ZM177 35V36H176ZM192 35V36H191ZM224 35V37H226V40H228L229 41V39H230V36L232 37V35H227V34H223ZM19 36H22V35H19ZM80 36H79V38H80ZM194 36H196V35H194ZM199 36H201L202 37V35H199ZM222 36V35H221ZM251 36V37H250ZM61 38V39H59V38ZM89 37V36H88ZM137 37V38H136ZM136 39L138 40V38H139V35H136ZM180 37V38H179ZM193 37V38H192ZM1 38H2V40H1ZM20 38V37H19ZM87 37H81L80 39L82 40V41H87V42H81V41H79V43H78V48H80V46H81V44H80V42L81 43H83V44H85V45H88L90 42H89V39H86ZM6 39V38H5ZM57 39H59L58 41H57ZM72 39V38H71ZM85 39V40H84ZM118 39V38H117ZM120 39H121V37H120ZM120 39H118V41L120 40ZM191 39L193 40V41H191ZM225 39V38H224ZM136 40V41H137ZM176 40H177V42L178 43H181V44H178L177 42H176ZM232 40L234 41V40H236V39H233L232 38ZM31 41H33V39L31 40ZM174 41V42H173ZM56 42H58V44H56ZM64 42H66V41H64ZM89 42V43H88ZM193 42V43H192ZM174 43V44H173ZM62 44V43H61ZM67 45L69 44H71V41H68L67 43H66ZM176 44V45H175ZM187 44V43H186ZM223 44V43H222ZM6 45H8V46H6ZM174 45V46H173ZM55 46H56V49H55ZM63 46V45H62ZM182 46H184V47H182ZM10 47H12V45L10 46ZM120 47V46H119ZM223 47V46H222ZM57 48H58V50H57ZM83 48V47H82ZM59 49L61 50L59 53H58V51H59ZM65 49H66V51H65ZM203 49H204V51L206 52H203ZM245 49H246V51H245ZM10 50H13V51H11V52H9V53H13V55H14V57H15V55H17V57L15 58V60L16 61H14L12 58H10V56H9V54H7V52L8 51H10ZM36 50H38V51H36ZM68 50V51H67ZM74 50H76V49H74ZM72 51L71 50V53H73V52H75V51ZM57 51V53H55ZM63 51H65V52H63ZM77 51V50H76ZM19 52H21V53H19ZM36 52H39L38 53V55L37 54H35ZM48 54H47V53ZM182 52V53H181ZM15 53V54H14ZM55 53V54H54ZM209 53H210V55H209ZM244 53H246V56H247V58H245L244 56ZM20 56H19V55ZM111 53H108V57H109V60H112L113 62L114 61H116V60H113V59H111V56H109ZM113 54H115V53H113ZM177 54V55H178ZM8 55V56H7ZM10 55H12V54H10ZM112 55V54H111ZM117 55V54H116ZM175 55V54H174ZM50 56V63L49 62H47V61H49V59L48 58H46V57H49ZM229 56V57H230ZM36 57V58H35ZM41 58V59H40ZM113 58V57H112ZM114 58H116L115 56H114ZM118 58V57H117ZM178 58V59H177ZM245 58V59H244ZM11 59L13 60V62H11L10 63V61H11ZM53 59V60H52ZM30 60V61H31ZM40 60V61H39ZM42 60V61H41ZM100 60V59H99ZM98 60V61H99ZM184 60H182V61H184ZM211 60H213V61H211ZM215 60V61H214ZM51 61L53 62L52 64H51ZM103 61L104 62H106V59L104 60V59H102V63H103ZM117 61H119V60H117ZM101 62V61H100ZM100 62H98V65H92V66H86L87 67V69H86V67H85V69L84 70H86V71H84V72H89V74H93V75H95V76H93L92 74H91V80H90V78L87 76L88 74L87 73H85L86 75H85V77H87L88 79H89V81L90 82H92V81H94V82H92V83H94L92 86L93 87H95L94 85H95V82H96V79L94 80V78L95 77H98V76H101V77H103L104 78V76L106 75L105 73L106 72H108V70H106L105 68H102L101 70H100V74H102V75H99V72H98V67L100 66V67H102L101 65V63ZM10 63V64H9ZM31 63V62H30ZM41 63H44L43 65L44 66H46L48 63V66L47 67H41L42 65H41ZM245 63V64H244ZM116 64H117V62H116ZM50 65H52V67H50ZM104 65V64H103ZM262 65H264V64H262ZM94 66L98 69H96V68H94ZM105 66V65H104ZM107 67L109 66V65H106ZM114 66H115V64H114ZM117 66V65H116ZM106 67V68H107ZM8 68V67H7ZM60 68V67H59ZM58 68V69H59ZM88 68H89V70H88ZM110 68H111V66H110ZM262 69H263V67H261ZM62 69V68H61ZM251 69V70H252ZM183 70V71H182ZM188 71V72H186V71ZM259 70H261V69H259ZM264 70V69H263ZM57 71H59V70H57ZM109 71H111V70H109ZM179 71H177V72H179ZM190 71V72H189ZM243 71H244V73H243ZM38 72H36L35 71V74L36 75H38L39 76V74H38ZM62 72H65L64 70H62ZM62 72H59V74L60 73H62ZM185 72H186V74H185ZM264 72V71H263ZM21 73V74H20ZM189 73V74H188ZM27 74V73H26ZM57 74V73H56ZM55 74V75H56ZM105 74V75H104ZM207 74V75H206ZM244 74V75H243ZM50 75H52L53 77H51ZM61 75H63V74H61ZM256 75H258V74H255L254 76H256ZM25 76L27 77V78H25ZM39 76V77H40ZM58 75H56V77H57ZM84 76V75H83ZM183 76V77H184ZM186 76H185V78H183V77H181V78H183V79H186ZM206 76H208L209 78H211V79H208V78H206ZM56 77H55V79H56ZM263 78H264V76H262ZM38 78V79H37ZM224 78H226V79H230L231 80V82H229V83H231L230 85L234 88V86L233 85H236V84H238L237 85V87L236 88H234V89H232L233 91H231V93H232V95H234V96H232L231 95V93L229 92L230 90H228V87H227V89H225V88H223V84H224V82H222L223 81V79ZM252 78H254L253 76L251 77V81H253L252 80ZM20 79V80H19ZM57 79H59L58 77H57ZM64 79V78H63ZM201 79V81L199 82V80ZM206 79H208V80H210V83L208 82V81H206ZM212 79H214V80H212ZM216 79H217V82H216ZM259 79V80H258ZM17 80V81H16ZM58 81H60V80H58ZM21 82V83H20ZM61 82V81H60ZM141 82V81H140ZM140 82H137V88H139V89H142V91H144L143 90V86H144V84H143V86H142V82L140 83ZM21 85H20V84ZM51 83H53V84H50ZM80 82L78 81V83L77 84H79ZM206 84H207V88L206 87H203V86H206ZM208 84H210V85H208ZM43 85V86H42ZM49 85V86H48ZM59 85V86H58ZM230 86V87H231ZM50 87V88H49ZM199 87V86H198ZM4 88H5V86H4ZM14 88V87H13ZM61 88H62V86H61ZM5 89H7V87L5 88ZM11 89V88H10ZM35 89V90H36ZM1 90H0V93H1V95H0V99H1V97L3 98V101L4 102H2L3 103V105H9V103H7L6 101H5V99H4V96H3V92H1ZM9 90V89H8ZM15 90V89H14ZM5 91V90H4ZM10 91V90H9ZM18 91H20V90H16L15 92H13V93H15V94H19V96L21 95L20 94V92H18ZM44 91V92H43ZM50 91V92H51ZM139 92H141V93H143L141 90H138ZM137 91V92H138ZM7 92V91H6ZM56 92V91H55ZM59 92V91H58ZM138 92V93H139ZM192 92H194V91H192ZM201 92H203V93H201ZM30 93H28V94H30ZM145 93V92H144ZM152 93L153 94H155L153 91H152ZM195 93V92H194ZM14 94V95H15ZM34 94V93H33ZM44 94H46V95H44ZM149 94V93H148ZM12 95V94H11ZM31 95V94H30ZM141 95H143V94H141ZM140 95V93L139 94H137V97H139V99H142V96ZM150 95V94H149ZM152 95V94H151ZM33 96H35V95H33ZM39 96V95H38ZM41 96H39V97H41ZM156 95H154L153 97H155ZM15 97H17V95L15 96ZM50 97V96H49ZM147 97V94H145V98ZM153 97H150V96H148L147 97V100H146V102L145 103H148V105L149 106H147V104H146V106L147 107H151V108H153L154 110H152V111H150V113H152L153 115H154V117L155 116H158V117H156V118H158L160 121H161V124H163L164 126H165V128L166 129H162V127H158V130H156L157 132V138L158 139H160L162 142H163V146H162V148L164 147H168L169 145H168V141H170L169 140V133H168V130L167 129H169V128H171L172 126V123H170L171 122V120L166 116V113H165V115L163 114V113H161L159 110V106H157L159 103L158 102H156L157 100H159L160 101V97L158 96V98L159 99H154ZM220 97V98H219ZM228 97H230V99L228 98ZM12 98H14V96L12 97ZM18 98V97H17ZM33 98H35V99H33ZM145 98H144V100H145ZM156 98V97H155ZM199 98L197 99L198 101H199ZM31 99V100H30ZM37 97L35 96V97H29L28 98V100H29V102L28 103H30V104H28L30 107H29V109H30V111L33 113V115H35V117L34 118H36V119H39V120H37L38 122H41V126H42V128H44V129H42L41 128V131L42 132H44L45 131V133H47V134H49V135H53L52 133H54L55 134V132H52L51 133V131H54V119L53 118H48V117H42V111L40 112V110L42 109L41 107H40V109H39V106L41 105V103H39V101L38 102H36L37 100ZM45 98H43V100H44ZM46 99H48V98H46ZM50 100L49 101H45V103H51L52 102V100L53 99H51V98H49ZM202 99V98H201ZM2 100V99H1ZM36 100V101H35ZM95 100V99H94ZM31 101V102H30ZM241 102V104H238V103H240ZM7 104H6V103ZM158 103V104H157ZM221 104V105H220ZM45 105V104H44ZM160 105V104H159ZM225 105V108L224 107H222V109L224 108V109H227V107H228V104H224ZM7 108H10V109H12L11 108V106L10 107H8V106H6ZM200 107V106H199ZM231 107V108H232ZM51 108V107H50ZM50 108H48V110L50 109ZM245 108L247 109V110H249V111H247L248 113H246L245 112ZM9 109V112H12L11 110ZM159 109V110H158ZM210 109V108H209ZM52 110V109H51ZM195 110V111H196ZM157 111V112H156ZM222 111H224L222 114H221V116H223V115H228V111H227V113L226 114H224L226 111L225 110H222ZM221 111V112H222ZM154 112H156L157 114L155 115L154 114ZM197 111H196V113H198ZM220 111H219V114L221 113ZM41 113V114H40ZM47 113H49L48 111H47ZM150 113H148V117H151V115H150ZM196 113L194 114V117L196 116ZM201 113H206V112H201ZM13 114V113H12ZM67 114V115H66ZM66 114H63V117H64V115H65V117L64 118H68V117H66V116H70V115H68L69 114V112L68 113H66ZM24 115V114H23ZM47 115V114H46ZM45 115V116H46ZM257 117L256 118H259V116H258V114H255ZM51 116H53V114H51L50 113V116L49 117H51ZM212 116V115H211ZM220 116V115H219ZM220 116V117H221ZM252 116V117H251ZM261 116H264V112L262 113V115ZM54 117V116H53ZM199 117V118H200ZM43 120L44 119V122L41 120V119ZM46 118V119H45ZM172 118V117H171ZM261 118V117H260ZM264 118V117H263ZM263 118H261L260 120H262ZM17 118H15L14 120H16ZM35 119V120H36ZM51 119V120H50ZM14 120H12L13 122L11 123V124H9L8 126H6L7 128H9V129H16V128H18V129H21L22 127H21V125L19 124V122H18V120H16V121H14ZM151 120V119H150ZM149 120V121H150ZM206 120V121H205ZM254 119H252V121H253ZM66 121V120H65ZM159 121V122H160ZM211 121H213V122H211ZM257 121H259V119L257 120ZM257 121H255V123H257ZM14 122L16 123V124H14ZM50 122V123H49ZM158 122V120H156V123ZM211 122V123H210ZM66 123V122H65ZM152 123V122H151ZM206 123H208V124H206ZM260 123V122H259ZM19 124V125H18ZM161 124H159V126H161ZM248 124V125H247ZM16 125H18V127L16 126ZM252 125V124H251ZM249 127H251V126H249ZM196 128V127H195ZM210 128V129H209ZM251 128H253V127H251ZM26 130H27V128H25ZM150 129V128H149ZM248 130V132H247V130ZM44 130V131H43ZM148 130V129H147ZM151 130V129H150ZM149 130V131H150ZM197 130V131H196ZM28 131V130H27ZM144 131H146V130H143V133L145 134V136H146V138H144L145 139V141L144 142H148L150 139H153V138H150L149 140H147V136H148V134H150V133H148V131H146V132H144ZM152 131H153V129H152ZM154 131H155V129H154ZM206 131H208V132H206ZM159 132V133H158ZM181 132V131H180ZM181 132V133H182ZM250 132V134H247V133H249ZM69 133V132H68ZM72 133V132H71ZM146 133H148V134H146ZM153 133V132H152ZM155 133V132H154ZM205 133V134H204ZM1 134H2V136H1ZM41 134V133H40ZM39 134V135H40ZM44 134V133H43ZM43 134H41V136H46L45 134L43 135ZM209 134V135H208ZM211 134V135H210ZM8 135V134H7ZM11 135V134H10ZM27 135V139L28 140H33V141H28L29 143L31 142V144H29L28 142V144L30 145V147H28V148H31V151H30V153L33 155V157H28V155H25V154H23V157L25 158L24 160H23V162H24V165H26V169L27 170H25V173H24V170H22L23 172V174L25 175V177L24 178H26L27 180H29L28 179V177H30V178H33V179H35V177L34 176H32V175H35V173H33L34 171L36 172L37 170H36V167L34 166L35 164L33 163V162H35L36 161V159H37V162H38V160H39V158H41L42 156H43V151H41L40 149V147H39V145H41V144H39V145H37L38 143H35V137L33 136V134L31 133H29V134H26ZM66 135H68L67 133H66ZM66 135L63 137V140H67V139H70V138H72L73 137V135H71L70 133H69V138H66ZM142 135V134H141ZM151 135V134H150ZM154 135V134H153ZM152 135V136H153ZM208 135V138H210L209 140H208V138H205V136H207ZM249 135V136H248ZM139 136H140V134H139ZM138 136V137H139ZM144 136V135H143ZM143 136H140V138H143ZM178 136V135H177ZM52 136H50V138H51ZM171 137V136H170ZM30 138V139H29ZM148 138H149V136H148ZM179 138H180V136H179ZM155 139V138H154ZM171 139V138H170ZM206 139H207V141H206ZM217 139V141H219L220 140V142L221 143H218L219 145H217V143H215L216 141H213V140H216ZM191 140V139H190ZM210 140H211V142H210ZM0 141H2V142H0V143H5V135H4V132L2 133V131L0 130ZM137 141V142H136ZM150 141H152V140H150ZM155 141H156V139H155ZM159 141V140H158ZM193 141H196V140H193ZM132 143H131V146H135V144H137L138 143V140H136L135 138H133V140L131 141ZM154 142V141H153ZM160 142V141H159ZM207 142V143H206ZM53 143V142H52ZM148 143H150V142H148ZM191 143V142H190ZM189 143V144H190ZM193 143V142H192ZM205 143L206 144H208V143H210V146L211 145H215V147H213L212 148V146H211V149H208V146L207 145H205ZM213 143V144H212ZM3 144H0V150L1 151H5V144L3 145ZM155 144V143H154ZM160 144V145H161ZM169 144H170V142H169ZM200 144V145H201ZM52 145V144H51ZM138 145V144H137ZM150 145V144H149ZM156 145V144H155ZM209 145V144H208ZM3 146V147H2ZM130 146V147H131ZM152 145H150V147H151ZM209 146V147H210ZM136 147L137 146H135V148L134 147H131V149H136ZM146 147V146H145ZM150 147L148 148L149 150H150ZM155 147V146H154ZM153 147V148H154ZM158 147H160V146H158V145H156V148H158ZM26 148V147H25ZM161 148V147H160ZM27 149V148H26ZM82 149V148H81ZM147 149V148H146ZM152 149V148H151ZM217 149V148H216ZM215 149V150H216ZM148 150V151H149ZM154 150H155V148H154ZM209 150H211V151H209ZM36 151H37V153L39 154H37L36 153ZM204 151V152H203ZM33 152V153H32ZM82 152V151H81ZM194 152H196V151H194ZM203 152V153H202ZM209 152V153H208ZM220 154H219V153ZM29 152H28V154H30ZM82 153H84V150H83V152ZM81 153V154H82ZM197 153V152H196ZM30 154V155H31ZM50 154H53V153H50ZM72 155L74 154V153H71ZM70 154V155H71ZM87 154V153H86ZM31 155V156H32ZM71 155V156H72ZM88 155V154H87ZM87 155H85V154H83V155H79V158H77L76 157V160L78 159L79 161L78 162H80V160H81V162L80 163H84V161H86V157H87ZM26 156V157H25ZM75 155H73V157H74ZM196 156V155H195ZM198 156V155H197ZM196 156V157H197ZM200 156V155H199ZM82 157H85V158H82ZM95 157H97V156H95ZM147 157V156H146ZM180 157V156H179ZM1 158H5V155H3V157H1ZM28 158V159H27ZM30 158V159H29ZM75 158V157H74ZM198 158V157H197ZM200 158V157H199ZM205 158V159H204ZM83 159H85L83 162H82V160ZM89 159V158H88ZM181 159H182V161H181ZM218 159V158H217ZM22 160V159H21ZM29 160L31 161V163L29 162ZM91 160V159H90ZM260 160H261V162H260ZM145 161V162H144ZM152 161H154V160H152ZM178 161L180 162V163H178ZM183 161H184V163H185V165H183ZM192 161V162H191ZM70 162H73V161H70ZM155 162V161H154ZM155 162V163H156ZM194 162V163H193ZM202 162V161H201ZM200 162V163H201ZM260 162V163H259ZM264 162V161H263ZM80 163H78V164H80ZM257 163V164H256ZM87 164H91V163H87ZM154 164V163H153ZM152 164V165H153ZM194 164V165H193ZM202 164V163H201ZM224 164V165H223ZM36 165H38L37 163H36ZM84 165V164H83ZM180 166V168H178V169H176V167H178V166ZM183 167H182V166ZM190 165H192V166H190ZM189 167V168H187V167ZM197 166V167H196ZM205 166V167H204ZM251 166V167H250ZM12 167V166H11ZM78 167H80V166H78ZM185 168H187V169H185ZM11 170L13 169V168H10ZM212 169V170H211ZM263 169H264V167H263ZM32 170H34V171H32ZM79 170V169H78ZM193 170V169H192ZM205 170V171H204ZM223 170V171H222ZM9 171V170H8ZM13 171V170H12ZM12 171H10V172H12ZM27 171V172H26ZM14 172V171H13ZM38 173V172H37ZM251 174H252V172H250ZM31 174V175H30ZM147 174V173H146ZM189 174V175H188ZM248 174H249V172H248ZM254 174V173H253ZM252 174V175H253ZM260 174V173H259ZM150 175H148L147 174V176H148V178L150 177ZM212 175V176H211ZM11 176V175H10ZM9 175H7V174H4V173H0V178H11ZM21 176V177H22ZM36 176V178H38L37 177V175H35ZM146 176V175H145ZM260 176V175H259ZM22 177V178H23ZM87 178V176H84V177H82V178ZM193 177V176H192ZM215 177V178H214ZM249 177V176H248ZM252 177V176H251ZM254 177V176H253ZM90 179H91V177H89ZM192 180H191V179ZM230 178H235L234 179V181L232 180V179H230ZM26 179H24V180H26ZM150 179V178H149ZM30 180H32V179H30ZM37 180V179H36ZM89 180V179H88ZM81 180V182H83V181H85L84 183H87L88 184V182H90L91 183V181L93 182L94 180L93 179H91V180ZM208 180H210V178L208 179ZM207 180V181H208ZM240 180V179H239ZM87 181V182H86ZM148 181H150V180H148ZM148 181H146V182H142L141 184L142 185H140V186H143V190L145 189V183H147ZM212 181V180H211ZM224 181H226V183H228V185H229V190H226V191H224V188L222 187V185H221V182H224ZM233 181V182H232ZM201 182V181H200ZM89 183V184H90ZM204 183V182H203ZM211 183V182H210ZM4 184L6 185V182H4ZM3 184V185H4ZM78 184V183H77ZM75 185V189H76V191H77V196H76V198L78 199V197H79V199H81L80 197H82L86 202H84V206L86 205V208H89L90 210H88L89 212H87V210H85V209H83V211H84V214L85 215H87L88 214V217H90L91 216V214H89L90 213V211H92L93 209H94V206H91L92 205V200H94L93 199V197H96L97 198V191H98V189H99V186L97 187V185H94V187L92 186L93 184L91 183L90 184V188H88V187H84L86 184H82L81 183V185H82V187H84L83 189L84 190H86V192H80V190H78L79 188L77 187V186H79L80 187V184H78V185ZM88 184V185H89ZM192 184H194V185H192ZM204 184H208V182H206V183H204ZM209 185V184H208ZM215 185H216V187H215ZM199 186H203V185H201V184H199ZM149 187V186H148ZM78 188V189H77ZM192 188V189H191ZM207 188H209V187H207ZM83 189H81V190H83ZM210 189V188H209ZM3 190L4 191H7V189L6 188H3ZM67 189H65L64 191H66ZM83 190V191H84ZM142 190V189H141ZM142 190V191H143ZM147 190V189H146ZM79 191V192H78ZM92 191H94L95 193L94 194H96V196H92V197H89L88 195V192H92ZM148 191H150V189H148L147 190V192ZM152 191V190H151ZM151 191H150V193H151ZM209 192H210V190H208ZM207 191V192H208ZM138 192H141V191H138ZM143 192H145V191H143ZM8 193V192H7ZM68 193V192H67ZM146 193V192H145ZM149 193V194H150ZM163 193H165L164 195L166 196H168V198H165V196L163 195ZM66 194V193H65ZM64 194V195H65ZM87 195V196H83V195ZM197 194V195H196ZM9 195V194H8ZM67 195H69V194H66L64 197H67ZM79 195H82V196H79ZM151 196H152V193L150 194ZM156 196L158 195V194H155ZM198 195H200L199 197H198ZM201 195H202V197H201ZM11 196V195H10ZM70 196V195H69ZM91 196V195H90ZM154 196V195H153ZM166 196V197H167ZM210 196V197H209ZM211 196H214L213 198H211ZM64 197L62 198V196H60V203L62 204H60L61 206H60V209L59 210H55V212L54 213H56L55 214V216L56 215H58L57 217L59 218V219H54V218H52V219H50V217H48V214H47V216H46V218H44L45 220H43V221H45V223H47L46 222V219L47 220H55V221H59L61 218H63L62 216H64L63 215V213L62 212H65L66 210H67V206L65 207V204H67V203H65V200H64ZM86 197H89V198H86ZM100 197V196H99ZM8 199H10L9 197H7ZM138 199H139V202H141V200H145V199H143L142 197L140 198V197H137ZM78 199V200H79ZM154 199H155V197H154ZM157 199H159V197H157ZM82 200V199H81ZM88 200H90V201H88ZM97 200H100L99 198L97 199ZM156 200V199H155ZM176 200V202L175 203H177V204H174V201ZM13 202H16L17 204L15 205V203H13L15 206H17V205H19V202H17V200H15V201H13ZM77 202H79V201H77ZM80 202H82L83 203V200L82 201H80ZM89 202H91L90 204L91 205H89ZM143 203L144 202H147V200H145V201H142ZM141 202V203H142ZM161 202V201H160ZM163 203H160V204H163ZM64 204V205H63ZM81 204V203H80ZM79 204V205H80ZM167 204V203H166ZM78 205V206H79ZM14 206V209L16 208ZM91 206V207H90ZM126 207V206H125ZM163 207V211H164V209H165V207L164 206H162ZM234 207H235V205H234ZM85 208V207H84ZM169 208V207H168ZM168 208L166 207V209H165V211L164 212H166V213H169V211H168ZM65 209V210H64ZM126 209H128V208H126ZM170 209V208H169ZM260 209V208H259ZM264 209V208H263ZM263 209H260V210H262L263 211ZM61 210V211H60ZM15 211H17L16 209H15ZM78 211V210H77ZM76 210H73L72 209V211H69V215H68V217H70V218H72V217H74V216H76L75 214H76V212H77ZM168 211V212H167ZM171 211V210H170ZM173 211H175V210H173ZM177 211V210H176ZM59 212V213H58ZM61 212V213H60ZM80 212H82L81 210H80ZM119 213H122V214H126L125 212L123 213V211H118ZM149 212V214H152L151 213V211H148ZM264 212V211H263ZM262 212V213H263ZM72 213V214H71ZM78 213H79V211L77 212V215H78ZM100 214H102L101 212H100ZM260 214V213H259ZM73 215V216H72ZM166 216H168L169 214H165ZM225 215V214H224ZM231 215V214H230ZM262 214H260V216H261ZM263 215H264V213H263ZM50 216V215H49ZM101 216V215H100ZM123 216V215H122ZM154 216V215H153ZM157 216V215H156ZM43 217V216H42ZM56 217V218H57ZM61 217V218H60ZM77 217V216H76ZM84 217V216H83ZM88 217H84L85 219H87ZM103 217V216H102ZM101 217V218H102ZM159 217L160 218H162V216L161 215H159L158 216V220H160L159 219ZM170 217V216H169ZM168 217V219H171V218H169ZM12 218L13 217H11V220H12ZM100 218V217H99ZM73 219H76V220H74V221H77V219L78 218H72V219H70L71 220V222H73L74 223V221H73ZM83 219V218H82ZM90 219H92V218H89V219H87L88 221H91ZM1 221L0 222H3V223H0V233H3L4 234V236H6V232H7V223H4V222H7V221H3V219H0ZM87 220H84L85 222H87ZM98 220V219H97ZM97 220H96V222H97ZM101 220V219H100ZM167 220V219H166ZM220 220H225V223H223L222 221H220ZM55 221H53V222H55ZM170 221H172V220H170ZM262 223V225H264V217H263V219L261 218V220H260ZM50 222V221H49ZM159 223H161V222H163V220L161 219V222L160 221H158ZM51 223V222H50ZM88 224H89V222H87ZM92 223V222H91ZM101 223V222H100ZM104 223V222H103ZM103 223L101 224L102 226H104L103 225ZM173 223V222H172ZM15 225H17L16 223H14ZM49 224V223H48ZM54 224H57L56 226H58L59 227V229L61 230V228L62 229H64V224H63V222L60 220V222H58V223H54ZM59 224H61V225H63L61 228H60V226L61 225H59ZM165 224V223H164ZM180 224V225H179ZM240 224V223H239ZM13 225V224H12ZM65 225H67V224H65ZM92 225V224H91ZM91 225H88L87 227H89L90 226V228H91ZM161 225H162V223H161ZM262 225H260V238H261V243H260V240H259V244L257 245L258 246V248H259V246L261 247L262 245L261 244H264V227L262 226ZM18 226V225H17ZM48 226V225H47ZM69 226V225H68ZM100 226V225H99ZM123 225H121V228H123V232H124V234H125V238H126V241L127 242H125L126 243V246H125V248L127 249V253H128V258H130V256H132L131 258H133V259H129V261H130V264H144V263H142L141 261H140V259H142V258H145L144 256H142V255H146L145 253H146V251L147 250H145V249H147V247L145 248V245H146V243H144V245H142V243H139V242H141V241H138L137 243L135 242V240L134 241H132V237H131V231L133 230L134 232L136 231V230H134L135 228L134 227H128V226H124V227H122ZM163 227L164 226H166V225H162ZM261 226H262V228H261ZM97 227V226H96ZM100 228H102L101 226H100ZM104 228V227H103ZM133 228V229H132ZM69 229H72V227L70 226V228ZM93 229L95 230V228H94V226H93ZM167 228H165L164 230H166ZM41 230V229H40ZM102 230V229H101ZM100 230V231H101ZM97 231V230H96ZM241 231V230H240ZM165 233H166V235L167 234H170L169 233V231L167 230V232L166 231H164ZM8 235V234H7ZM154 236H156V237H158V235L157 234H155L154 233ZM191 236H194V237H191ZM2 237H3V235H2ZM1 237V238H2ZM7 237H9V236H7ZM241 237H243V233L242 234H240V239L239 240H241L240 242H242L243 240L241 239ZM131 238V240H129ZM165 238V239H166ZM175 238V239H174ZM7 239H11V238H7ZM197 240H199V239H197ZM7 241V240H6ZM6 241H3L4 242V244L6 243ZM137 241V240H136ZM258 241V240H257ZM9 242V244L7 243V244H5L4 246H2L0 249H1V251H0V264H35L36 262H34L33 261V258H32V255H31V257H30V255H29V253H31V251H28V252H26L25 250H21V249H19V247H14V245H12V243H11V241H8ZM10 243H11V245H10ZM14 243V242H13ZM190 243H192V241L190 240ZM197 243V242H196ZM200 243V242H199ZM202 243H200V244H202ZM231 243V244H230ZM258 243V242H257ZM136 244H139V246H137ZM18 245V244H17ZM141 245V246H140ZM264 246V245H263ZM137 247H139V248H137ZM142 247V248H141ZM186 247V248H185ZM198 247H199V249H200V247H202L203 248V246H199L198 245ZM197 247V248H198ZM77 248V249H76ZM145 248V249H144ZM196 248V249H197ZM232 248H234V249H232ZM23 249H25V248H23ZM77 250V251H76ZM78 250H79V252H80V248H79V246H77V245H75V246H72V255L74 254V256L77 258L78 257ZM150 250H152V251H154L153 249H150ZM132 251H134V252H132ZM135 251H137V253H139V256H141L142 258H139L138 257V255L136 254V252ZM149 251V250H148ZM198 252H199V250H197ZM260 252L258 253L259 255H258V257H257V264H264V255L262 256L261 254L262 253H264V249H263V251H262V249H260L259 250ZM261 251H262V253H261ZM77 252V253H76ZM130 252V253H129ZM145 252V253H144ZM149 252H151V251H149ZM151 253H154V252H151ZM189 253H191L188 257H180V258H183V259H185V261H184V263L185 264H205L204 263V261L206 260L204 257V259H202L201 257H199V255L197 254V253H195L194 251H192V252H190L189 251ZM210 253H211V255H210ZM214 253V254H213ZM130 254H132V255H130ZM135 256H134V255ZM182 254V255H183ZM130 255V256H129ZM256 255H257V253H256ZM70 256V258L68 257V256H66V257H64V258H66V259H63V260H60L61 261V263L62 264H68V262L69 261H71L70 259L72 258V260L74 259V257L73 256H71V255H69ZM136 256L138 257V258H136ZM186 256H187V254H186ZM79 257H80V254H79ZM206 257V256H205ZM209 257H207V258H209ZM217 257H218V255H217ZM221 258H219L220 260H222ZM156 259H158V258H156ZM143 260V259H142ZM100 261L102 262V260H101V257H100ZM160 261V262H159ZM163 261L165 262V263H163ZM183 261V260H182ZM178 262V263H177ZM70 263V262H69ZM71 263H72V261H71ZM70 263V264H71ZM102 263H105V262H102ZM119 262H117L116 264H118ZM37 264V263H36ZM182 264V263H181Z\"/></svg>", "mask_w": 264, "mask_h": 264}]
</instances>
